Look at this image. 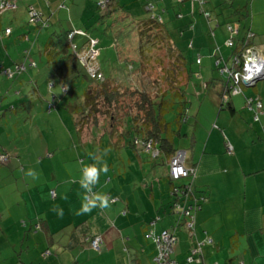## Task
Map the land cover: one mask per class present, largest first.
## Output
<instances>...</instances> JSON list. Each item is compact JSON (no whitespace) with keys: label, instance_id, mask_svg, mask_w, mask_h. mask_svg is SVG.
<instances>
[{"label":"crops","instance_id":"0c3cea01","mask_svg":"<svg viewBox=\"0 0 264 264\" xmlns=\"http://www.w3.org/2000/svg\"><path fill=\"white\" fill-rule=\"evenodd\" d=\"M122 1L130 3L131 0H117L119 5H122ZM140 1L144 12L143 5L147 2L154 4L155 13L163 12L169 29L178 27V30H183L179 39L182 40L181 47L190 36L193 48L205 44L207 37L198 36V32H210L215 41L217 32L222 37L228 33L226 25L221 26L223 24L218 18V29L215 30L213 23H207L200 10L197 14L195 10L188 14V7L183 5L185 0ZM118 4L114 5L116 10L112 16L116 12L132 16L131 12ZM176 14H182V19H175ZM54 16L55 13H52L50 20ZM172 20L174 26L170 27ZM57 21L59 25L63 24L60 19ZM71 25L68 24L67 29H86L74 23ZM256 46L260 51L263 48L261 41ZM210 48L207 47L206 58L214 59L217 66L218 58L210 56ZM200 57L198 55L197 58L199 64L203 62ZM5 63L3 56L1 65L12 66V63ZM196 75L208 89V99L214 111L219 110L220 99L216 90L220 84L211 85L210 74L207 80H204L199 70ZM245 88L248 87L242 85V93L231 97L243 94ZM30 95L28 93L27 97ZM255 95L263 103L258 119H252L251 126L258 134V139L252 133L247 138L240 136L241 133L247 134L244 128L238 129L237 133L230 131L227 136L225 132L229 126L217 120L206 122L200 136L195 137V132H192L187 148L177 147L185 151L186 164L194 165V173L190 177L194 194L201 193L208 198L196 211L195 226L191 232L185 228L183 220H178L170 204V185L166 179L168 161H161L163 163L152 167L150 171L152 173L158 166H165L162 182L154 175L149 176L145 184L122 185L119 189L95 186L94 192L110 197V206L104 210L97 208L88 214L75 215L85 192L80 183H63L64 180H59L61 178L55 174L52 175V181L44 183L26 178L25 171L28 169L22 163L21 155L23 151L30 157L31 150L21 146L11 147L9 144L5 146L4 143L10 138L5 133L2 138L4 141L0 138V153H7L9 159L6 164H0V264H155L156 248L152 238L147 236L149 228L154 233L164 229L175 233L177 242L172 256L177 264H264V102L257 88L253 94L245 96L243 108L247 107L252 113L248 99ZM27 97H23L20 103H24L23 110L29 113L25 105ZM230 102L235 112L232 100ZM10 110L16 114L13 105ZM1 115L0 109V123H3L5 120ZM42 122L49 124V120ZM32 124H35L33 120H26L24 128ZM5 127V130L9 128L8 122ZM206 127L209 130L204 134ZM29 137L28 131L22 135V139ZM227 143L232 148L231 153H228ZM153 160L149 166L155 163ZM79 162L83 168V162ZM57 208L63 210L62 216L57 215ZM92 236L102 239L99 251L90 246ZM188 257L192 259L188 260Z\"/></svg>","mask_w":264,"mask_h":264},{"label":"rangeland","instance_id":"374dc122","mask_svg":"<svg viewBox=\"0 0 264 264\" xmlns=\"http://www.w3.org/2000/svg\"><path fill=\"white\" fill-rule=\"evenodd\" d=\"M62 1L65 2L64 7L60 6ZM131 1L130 3L122 1V4L125 3L123 5L125 11L131 12L134 18H146L150 16L149 12H144L140 7V0ZM208 1L209 2L203 3V6L211 12L210 14L214 20L211 19L210 23H213V29L215 30L218 29L216 18L222 22L223 25L221 26L224 27L226 21L237 19V16L233 14L234 8L247 5L249 18L244 23L249 25L251 30L256 34L253 38L254 43L258 44L259 41L262 42L263 48L261 49V52L264 55V0H232L233 6H227L222 0ZM16 2L18 6L17 10L7 12L2 16L3 24L11 27L12 34L9 37L1 38L3 42H1L0 39V66L1 68L5 67L4 65H1L3 56H5L6 60L5 65L11 63L13 65V62H22L25 59V54L27 52L29 53V60L35 62L37 66L30 68L28 66L29 60H26V71L12 80L6 79L0 74V109L1 116L5 120L3 123H0V131L2 130L0 132L1 141H4L2 138L5 133L10 135V138H8L9 140L4 143L6 144L5 146H8L7 144H9L11 147L21 146L22 148L25 147L31 150L32 155L30 157L22 151V163L26 165V169H33L37 172L38 178L35 181L38 183L52 181L53 174L59 176L58 178H61L59 180H64L63 183H79L82 178V169L90 164H96L98 167L106 165L108 169L106 173H100L99 183L96 185L97 188L105 186L104 189H119L122 185L134 183L145 184L148 177L154 175L157 176L159 182H162V178L165 174V166H158L156 170H153V172L150 173L152 167L149 166V158L145 157L144 164L135 160L128 163L127 154L124 152L123 158L126 160L127 165L123 167V165L115 159V151L112 150L111 152H108L109 146L105 148L104 143L98 141L95 142V140L91 138L87 128L82 131L83 136L81 138L77 133V128L71 119L70 113L63 104L58 106L57 109L52 110V112H48L46 108L47 100L52 103L56 102V100H53V96L50 97L49 93L62 95L66 99L69 97L68 95L66 96L62 94L60 88H55L52 92L49 91V85L51 83H48V81L50 78L47 76L46 71L43 70L45 62V58L42 54L44 43L54 28H57L58 32L64 33V30L69 28L68 24L71 25L74 23L78 27H86L90 32L89 34L97 36L99 40L97 44L99 49L97 63H100L105 72L111 66L116 64L121 65L122 60L127 62L128 69H131V61H136L140 57V55L138 56V54H135L133 51L136 42L133 43L132 39L136 26L134 20L131 19L132 17L126 16L125 12L117 13L112 16L114 13V6L112 5L115 3V0H104L103 3L105 5L102 7L100 4L101 1L97 4L103 13L106 10L109 12L108 17L100 19L102 21L97 20V22L94 21V18H96L98 14L93 8L94 0H46L43 2L39 0H16ZM46 2H48V4ZM30 4H33L35 9L41 7L40 9L44 11V14H46L47 17H51V14L55 13V16L51 18L47 28L43 27L38 29L36 23L30 22L26 12V6ZM184 4H186V8L188 7V14H191L193 10H195V13L197 14L200 9V5L193 0H185L183 2V5ZM181 7L185 8L183 6ZM48 10H50V12L47 14ZM240 12L244 13V10H240ZM177 18L178 20L182 19V16H177L175 19ZM56 19H60L63 24L59 25V22H56ZM204 19L206 18L204 17ZM171 26H174L173 20L172 24H170V27ZM79 30L80 29L75 30L74 32L79 35L74 39V42H76L78 46L85 41V38L82 35L86 34L89 36L85 30H80L83 33ZM197 34L203 38L207 37L205 44H202L197 48H192L189 46V43L186 44L185 42L183 47L186 48L181 47V50H183L188 57L187 60L189 63L187 66L193 71V75L184 88L189 101V106L187 110L188 118L186 122L182 123L181 131L187 136L177 138L175 140V146L178 148L181 146L187 148L191 141L190 138L192 132H195V137L200 136L203 133L206 122L212 123L217 120L219 123H224L227 127L229 126V129L225 132L226 135L229 134L230 131L238 132V129L244 128L246 129L247 134L245 135L244 133H241L240 136H245L247 138L250 133H252L253 136L258 139V134L255 133L251 127L253 126L252 119L254 120V112L252 110L251 113L247 107L243 108V105L245 96L253 94L255 88L258 89L264 102V78L257 81V87L245 88L243 94L230 98V101L232 100L233 105L236 108L235 112L230 113L226 108L219 110L216 109L214 111L213 104L210 103V99H208V89H206L202 80L196 75V73L199 70L202 73L204 80H207L208 75L210 74L211 77L216 80V84L222 83L225 78L220 73V69L218 70L215 65L214 59L209 60L206 58L208 55L207 47H211L209 50L211 51L210 54H212L210 55L211 57H214L217 54L222 58L220 65L227 62L229 66L232 64V51L234 47L227 45L226 40L230 37L229 33H226V36L224 34L222 37L219 36L217 32V41H215L212 34L208 31L205 33L202 32V34L201 32H198ZM115 39L116 42L114 43L116 49L113 46V41ZM235 42L234 39V43ZM188 46L189 48L187 49ZM116 51L118 58L115 55ZM84 52L83 49L80 50V53ZM150 54L153 56H163L164 50H155L150 52ZM198 55H200V58L203 60L201 64L192 61L195 60V58L197 59ZM141 59L147 64L145 65L142 63V71H150L152 74L151 77H153L148 78L150 80L148 82L150 85L147 87H151L154 91L155 85H158L160 82L155 81V83L152 84V79L156 77L157 72L161 70L163 63L165 64L166 60L164 59L163 63H158L153 61L152 58V61L148 60V62L146 60L147 58ZM82 62L87 70L90 68L92 69L93 66L86 63V60L83 59ZM17 66L19 68L21 65L18 64ZM124 77L127 76L125 75ZM65 88L67 87L64 86V89ZM38 91L40 94H44V99H41L42 97L39 96ZM28 93L32 94V97L29 96V100L26 101L29 108L28 110H30L29 113L25 112L23 106L19 104L23 97H27ZM11 105L14 106L16 114L10 110ZM11 116H13V119H11ZM171 116V114L168 115L169 118ZM26 120H33L35 124L24 128V122ZM44 120H49V124L42 122ZM7 122L9 123V128L5 130ZM15 129H17V131ZM207 130H209L208 127L204 130V134ZM26 131L30 133V137L22 139V135ZM14 132L17 136H15ZM101 133L102 131H99L97 136H100ZM262 141L264 142V138ZM256 144L258 145V141H256ZM100 145L104 148H100ZM40 157L41 160H38ZM79 161L83 162V168H81ZM6 163L7 162H2L0 160V164ZM72 163L74 165H72ZM76 179H79V181ZM54 184H56V182H54ZM160 184L162 185L163 183Z\"/></svg>","mask_w":264,"mask_h":264},{"label":"trees","instance_id":"16d2710c","mask_svg":"<svg viewBox=\"0 0 264 264\" xmlns=\"http://www.w3.org/2000/svg\"><path fill=\"white\" fill-rule=\"evenodd\" d=\"M2 1L15 2L16 8L6 9L5 11L0 12V39L9 37L12 33L11 27L3 24L2 16L7 12L16 11L18 8L16 0ZM99 1L101 0H94L93 8L95 9V12L98 13L97 17L94 18L95 22H97V20L102 21L100 19H104L109 16V12H107V10L103 13V11L99 9L97 6ZM177 1L181 2L182 0ZM193 1L200 5L199 10L206 18L205 20L207 23H209L213 17L208 9L203 8V3H206L208 0ZM116 2L117 0H115V3L112 6H116L118 4V2ZM222 2H225L224 4H227V6H233L232 0H222ZM60 6L64 7L65 2L62 1ZM119 6L123 9V4ZM146 6H148L149 9H147ZM30 7L34 8V5L30 4L26 6V12L29 20L31 18L29 14L31 11ZM143 7L146 12L150 13L149 17L134 18V16H131V19L134 20V24L136 26L132 39L133 43L136 42V44H134L135 48L133 51L135 54H138V56L140 55V59L138 58L136 61H131V69H128L127 62L123 60L121 62L118 60L122 63L121 65L116 64L111 66L105 72L100 63H98L99 71L103 75V79L99 80L92 78L87 71V68L82 64V62L77 58L76 53L71 49V43L76 45L77 51L86 49L88 47V37L86 35H82L85 38V41L79 46L76 42H74L75 37L79 35L75 34L72 39L69 40V34L78 29L85 30L89 34L90 32L86 27H84L86 29H66L64 30V33L58 32L57 28H54L55 30L48 35L42 51L45 58L43 70L46 71L47 76L50 78L48 83H51L49 85V91L52 92L53 89L60 88V92L62 94L69 96L66 99L62 95L49 93L50 97L55 96V99L53 100H56V102L52 103L47 100V111L52 112V110L57 109L58 106L63 104L70 113L71 119L77 128V133L81 136V138L83 136L82 131L87 128L91 138L94 139L95 142L98 141L104 143L105 148L109 146L108 152H111L112 150L115 151V159H117L123 167L127 165L126 160L123 158L124 152L127 154L128 163L135 160L143 164L145 157H147L149 158V161L153 159L155 160V163H153L151 167H155L156 165L165 162V160L168 161L167 163L169 165L171 157H173V155L180 150L175 146V140L185 135V133L181 131V125L183 122H186L188 118L187 110L189 101L184 88L192 77L193 71L188 68V57L183 50H181L180 46V42L182 40L179 39L182 36L183 30H178V27L169 29V26L165 23V19L162 16L163 12L155 13V6L152 2L145 3ZM35 10L39 14L38 19L30 22L36 23L38 29L43 27L47 28L50 22V17H47L42 9L37 8ZM115 10L113 11L115 12ZM240 10H244V13L240 12ZM233 14L237 16V19L233 18L234 20H228L224 23L228 33L230 34L229 39L232 40V45L230 47H234L232 51V64L229 66L227 62H224L223 65H226L229 70L240 73L243 61L242 55L245 49L250 47L257 49L258 47L253 41L256 34L251 30L249 25L244 23L249 18L247 5L244 7L238 6L237 8H234ZM177 16L180 17L183 15L176 14V17ZM7 28L10 29L8 34L5 31ZM228 28H230V30ZM89 37L96 39L98 44L99 40L97 37L90 34ZM234 39L236 41L235 43ZM186 40V44L189 43V46L192 47V36ZM114 42H116V39L113 41V46L116 49ZM97 44L96 47L98 49ZM159 49L164 50L163 56H153L150 54V52ZM257 50L260 51L259 48ZM115 55L117 57V51L115 52ZM141 58H147V62L148 60L152 61V58L153 61L158 63H163V60H166V63H163L161 70L157 72L156 77L152 79V84L155 83V81L160 82L158 85H155L154 91L151 87L148 88L150 85L148 83L150 81L148 78L153 77H151L152 74L150 71H142V63L145 65L147 64L144 63ZM216 58H218L217 68L219 70L223 66L220 65L222 59L217 54ZM24 60L22 62H13L14 64L12 66L2 67L0 69V74L9 80L21 75L27 69L26 60H29L28 52L25 54ZM196 60L193 62L199 64V61ZM18 64L24 65V69L20 70L21 72L15 71V67ZM28 66L30 68H34L37 64L29 60ZM7 69H12L16 73L8 76L5 72ZM220 73L225 79L222 83H220V88L216 90L217 96L220 99L219 109L226 108L230 112H234L233 106L230 102V98L232 96L229 89L230 80L227 78V74L221 72V70ZM123 74L127 77H124L125 75ZM213 84L214 86L216 85V80L212 78L211 85ZM64 86L67 88L64 89ZM255 86L256 84L253 87ZM38 94L42 97L41 99H44L39 91ZM224 94L228 96L226 101H223L222 99ZM30 96L32 97V94ZM28 98L30 97H27V101L29 100ZM20 104L22 105L24 103L21 102ZM25 105L28 108L26 103ZM169 114L172 115L170 118L168 117ZM98 130L102 131L100 136H97V133L99 132ZM147 145H149V149H146ZM104 147L100 145V148ZM188 167L193 168L194 165H190ZM166 176L170 185L169 192L171 196V207L177 215L178 220H183L182 223L185 228H187L185 224L186 220H189V218L184 212L181 213L177 211L176 203L177 200H179V192L186 189L187 192L190 190L191 193L192 191L193 195L189 193L191 199H186V203L193 204L194 202H197L195 204L196 208L189 210V214L192 216L194 215L193 225L195 226L196 211L199 209L200 205L207 201V196L201 193L198 195L194 194V188L190 185L191 174L186 178H180L177 180L172 179L168 174ZM181 180L184 182H181ZM149 229L147 230V236ZM170 232L175 235L172 230ZM93 237L95 236H92L91 238ZM155 248L156 257V244ZM99 249L95 251H99ZM155 257L154 263L156 264Z\"/></svg>","mask_w":264,"mask_h":264},{"label":"built area","instance_id":"2783aa9c","mask_svg":"<svg viewBox=\"0 0 264 264\" xmlns=\"http://www.w3.org/2000/svg\"><path fill=\"white\" fill-rule=\"evenodd\" d=\"M104 0H101V7L105 4L103 3ZM108 1V0H107ZM200 1V0H199ZM100 2V1H99ZM200 3V2H199ZM16 4L14 2H4L0 0V12L5 11L6 9H15ZM147 9H149L148 6H146ZM30 21H36L38 19V12L33 8L30 7ZM35 18V19H34ZM230 30V28H228ZM6 33L8 34L10 29H5ZM80 31V30H79ZM75 32V31H74ZM72 32L69 34V40L72 39V37L75 35V33ZM82 32V31H80ZM83 33V32H82ZM86 35V34H84ZM88 43L87 48L83 49L85 52L80 53V51L76 50V45L74 43H71V49L76 53L77 58L82 62V60H86V63L91 64L93 67L87 70L90 74V76L94 79H103V75L99 71L98 63H97V56H98V49L96 47L97 40L94 38H90L88 35ZM227 45H232V40L227 39L226 40ZM242 69L241 72L238 73L236 71L229 70L226 65H223L221 67V72L227 74V78L231 81V85L229 87L230 94L235 95L242 92V85L248 84V85H255L256 78L260 76H264V55L258 51L254 47L246 48L243 55H242ZM96 62V63H95ZM218 62V61H217ZM34 64V63H33ZM83 64V62H82ZM21 66L16 65L15 71H20L21 69H24V65L20 64ZM12 69H7L5 72L8 76H11V74L16 73ZM21 72V71H20ZM223 101H226L228 99V96L226 94L223 95ZM249 107L254 112V120L256 121L258 119L259 114L261 113L262 109V102L258 96H253L248 99ZM252 105V106H251ZM227 145L228 153L232 152V148L230 145ZM149 145L146 146V149H149ZM8 155L6 153H0V160L2 162L8 161ZM169 172L168 175L174 179H180V178H186L190 174L192 175L194 173V169L190 168L186 165L185 162V151L178 150L173 157H171L169 161ZM190 193V190L187 192V189L179 192V200H177L176 206L177 211L181 213H185V215L188 216L189 220H186V227L191 232L194 227V215L192 216L189 214V210L192 208H196V203L193 204H187L186 199H191L190 194H192V191ZM193 195V194H192ZM202 199V198H201ZM148 236L152 238L153 242L156 244L157 247V255L155 257L156 264H177L174 260L172 253L175 247V244L177 242L176 236L172 234L169 230H163L160 233H154L152 229H149ZM102 244V239L100 236H95L90 239V246L94 250H98L100 248V245ZM192 257H188V260H191Z\"/></svg>","mask_w":264,"mask_h":264},{"label":"clouds","instance_id":"9594fccd","mask_svg":"<svg viewBox=\"0 0 264 264\" xmlns=\"http://www.w3.org/2000/svg\"><path fill=\"white\" fill-rule=\"evenodd\" d=\"M257 83V82H256ZM107 166L103 165L98 167L96 164L85 166L82 169V178L79 183L85 190L81 201V207L74 214L84 215L90 213L93 209H107L110 206V197L107 194L94 192L93 188L99 183V176L101 172H107ZM25 177L36 180L37 173L33 169L25 171ZM91 194V195H89ZM57 215L62 216L63 210L60 208L55 209Z\"/></svg>","mask_w":264,"mask_h":264},{"label":"water","instance_id":"95a60500","mask_svg":"<svg viewBox=\"0 0 264 264\" xmlns=\"http://www.w3.org/2000/svg\"><path fill=\"white\" fill-rule=\"evenodd\" d=\"M263 78H264V76H263V77H262V76L257 77V78H256V82L259 81V80H261V79H263ZM256 82H255V84H256ZM245 86H247V87H253L254 85H248V84H245Z\"/></svg>","mask_w":264,"mask_h":264}]
</instances>
